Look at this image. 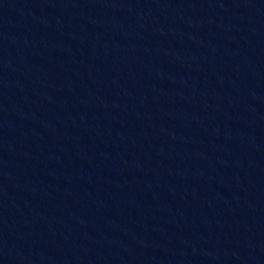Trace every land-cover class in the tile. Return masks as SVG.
<instances>
[{"label":"water","instance_id":"water-1","mask_svg":"<svg viewBox=\"0 0 264 264\" xmlns=\"http://www.w3.org/2000/svg\"><path fill=\"white\" fill-rule=\"evenodd\" d=\"M0 264H264V0H0Z\"/></svg>","mask_w":264,"mask_h":264}]
</instances>
